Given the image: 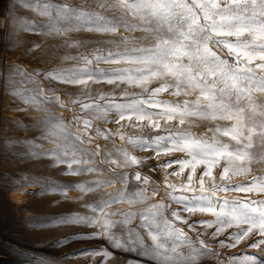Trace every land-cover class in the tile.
I'll list each match as a JSON object with an SVG mask.
<instances>
[{
  "label": "clouds",
  "instance_id": "9594fccd",
  "mask_svg": "<svg viewBox=\"0 0 264 264\" xmlns=\"http://www.w3.org/2000/svg\"><path fill=\"white\" fill-rule=\"evenodd\" d=\"M94 2L102 11L88 15L109 13L116 18L112 27L86 26L74 0H34L22 8L28 30L0 38V95L27 120L21 130L28 142H38L49 167L72 181L70 194H61L70 208L56 213L57 222L85 238L83 252L63 259L76 237L61 235L66 243L48 264H203L207 253L216 264H238L228 253L253 236L261 239L248 244L250 249L264 245V112L257 119L239 106L243 90L236 75L241 63L257 59L243 51L240 40L264 36V0ZM121 20L151 44L139 49L144 55L124 57L131 66L93 50L85 55V41L96 33L130 42L120 31ZM99 60L105 69L90 67ZM259 60L256 68L264 71V55ZM76 64L85 67L75 69ZM96 70L108 78L96 79ZM93 86H99L94 97ZM233 90L236 105L230 102ZM143 105L163 111L154 118ZM124 109L137 111L135 123ZM113 110L114 128H108ZM126 127L167 132L172 142L159 144L156 136L152 156L136 155L128 145L137 141ZM101 140L112 145L106 153ZM102 153L112 175L92 186L87 174L96 161L89 157ZM147 160L157 161V168L143 171ZM157 170L158 178L150 174ZM248 193L260 197L253 209L259 220L236 210L235 201ZM246 260L264 264L254 256Z\"/></svg>",
  "mask_w": 264,
  "mask_h": 264
},
{
  "label": "rangeland",
  "instance_id": "374dc122",
  "mask_svg": "<svg viewBox=\"0 0 264 264\" xmlns=\"http://www.w3.org/2000/svg\"><path fill=\"white\" fill-rule=\"evenodd\" d=\"M33 2L34 0H0V38L11 37L28 30L29 17L22 8L25 3ZM257 3H260V0H257ZM74 4L78 5L79 12L84 14L86 26L94 29H106L113 26V20L116 18L109 13H104L102 16L88 15L93 10L102 11L98 9L94 0H74ZM120 23L121 33L127 36L130 42L121 44L119 40H114L105 32L96 33L85 41L83 49L85 55L89 50H93L97 56L121 60L122 66H131L127 60L123 59L124 57L144 55L139 49L151 47V44L141 39L142 32L138 28H131L122 20ZM232 39L235 42V38ZM240 42L245 46L243 51L257 59L252 64L244 61L240 64V71L236 73L240 78L239 86L243 90L239 93L238 103L245 109L246 114L251 115L254 112L259 119V114L264 112V71L256 68V64L261 62L259 57L264 55V36L242 37ZM0 59H3L2 52H0ZM97 66L99 69L107 67L104 60L94 62L90 67L97 69ZM84 67L83 64L75 65V69H84ZM250 68L254 70L249 71ZM94 75L101 81L108 78L98 70L94 72ZM98 87L93 86L91 89L93 97ZM103 87L106 89L108 86L105 84ZM75 91L76 89H68L70 93ZM179 99L182 101L184 98ZM117 102L125 101L117 97ZM230 102L233 105L237 104L236 90H233ZM141 107L146 113H151L154 118L157 113L163 111V108H149L147 105ZM189 107L196 110L198 106L190 104ZM123 114L126 117L131 116L132 123L136 122V110L124 109ZM115 115L113 110L109 120L106 121L108 128H114L111 120ZM22 117L23 114L17 111V105L9 98L0 95V257L4 260L3 264H48L52 256L58 254L56 250L66 243L60 239L61 235H65L76 237L65 250L63 257V259H71L85 250L82 246L85 238L78 236L76 229H61L56 213L70 208V205L63 204L61 194L65 192L70 194L69 185L72 181L63 175V170L49 167L48 153L42 151L38 142H28V137H25L21 130L27 124V120ZM100 127L103 129V123ZM123 131L129 138L137 141L135 146L128 145L129 150L134 151L136 155L152 156L158 150L156 136L161 137L159 144L172 142L167 132L140 133L131 127H126ZM99 143L105 153L112 147L104 140ZM144 148L152 150L145 153ZM107 158L103 153L101 156L89 157L96 161L95 171L87 174V179L92 182V186L111 177L108 166L102 162ZM164 162V160L160 161V163ZM83 167L86 169L87 165ZM150 168H157V161L147 160L143 171L147 172ZM150 174L159 177L158 170ZM13 193L21 197L23 202H18ZM259 199L258 195L252 193L241 194L235 201L236 210L243 212L249 220H259L260 213L253 211L260 206ZM57 201L61 202L60 207L54 206ZM241 205H248V207H241ZM232 208L233 201L230 198L227 210L231 211ZM260 239L259 236H253L248 244ZM92 243L96 242L92 241ZM248 244L241 245L228 254L233 256L238 264H247L246 257L249 256L264 260V255H261L264 252V245H261L259 250H253L248 247ZM202 251L206 252V250ZM213 256V253L203 256V264H216Z\"/></svg>",
  "mask_w": 264,
  "mask_h": 264
},
{
  "label": "built area",
  "instance_id": "2783aa9c",
  "mask_svg": "<svg viewBox=\"0 0 264 264\" xmlns=\"http://www.w3.org/2000/svg\"><path fill=\"white\" fill-rule=\"evenodd\" d=\"M4 263V260H0V264H3Z\"/></svg>",
  "mask_w": 264,
  "mask_h": 264
},
{
  "label": "bare ground",
  "instance_id": "6f19581e",
  "mask_svg": "<svg viewBox=\"0 0 264 264\" xmlns=\"http://www.w3.org/2000/svg\"><path fill=\"white\" fill-rule=\"evenodd\" d=\"M0 260H2L1 257H0Z\"/></svg>",
  "mask_w": 264,
  "mask_h": 264
}]
</instances>
